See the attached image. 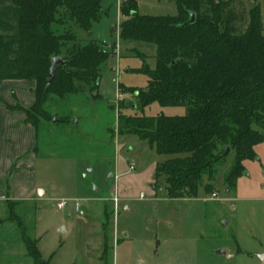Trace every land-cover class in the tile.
<instances>
[{"label":"rangeland","instance_id":"1","mask_svg":"<svg viewBox=\"0 0 264 264\" xmlns=\"http://www.w3.org/2000/svg\"><path fill=\"white\" fill-rule=\"evenodd\" d=\"M230 2L240 14L241 30L249 24L252 4L260 5L264 21V0ZM121 3L103 0L106 13L92 35L73 29L81 43L95 39L110 57L101 65L95 95L89 90L51 95L44 104L48 117L41 120L45 129L34 174L31 182L22 179L35 184L36 195L0 205V264H34L24 234L37 241L49 264H264V141L255 146V158L244 160L234 188L226 183L236 159L231 150L217 168L212 193L201 186L195 197H170L155 171L175 155L158 153L136 134L119 133L120 106L137 115L187 112L185 106L158 101L137 106L131 87L146 89L143 69L156 66V45L120 37ZM138 11L177 14L178 5L138 0ZM63 200L68 204L60 209Z\"/></svg>","mask_w":264,"mask_h":264},{"label":"trees","instance_id":"2","mask_svg":"<svg viewBox=\"0 0 264 264\" xmlns=\"http://www.w3.org/2000/svg\"><path fill=\"white\" fill-rule=\"evenodd\" d=\"M177 14L151 15L138 11V0H122L120 37L156 45V66L144 67L146 89L134 90L137 106L154 101L163 106H185L186 114L137 115L119 108L120 134L132 133L155 144L160 154L175 155L156 166L170 197H195L199 188L215 189L217 168L236 153L226 176L234 188L244 171V160L256 156L264 141V21L258 4L250 8L245 30L230 0H174ZM103 0H0V80L36 81L32 106L21 109L34 126L48 117L44 104L51 95L64 97L98 90L101 65L110 52L95 39L83 44L73 30L93 34L106 10ZM196 13V20L182 26ZM139 56L147 57L142 52ZM61 57L49 84L54 57ZM17 202H10L15 204ZM34 264L41 258L37 241L24 234Z\"/></svg>","mask_w":264,"mask_h":264},{"label":"crops","instance_id":"3","mask_svg":"<svg viewBox=\"0 0 264 264\" xmlns=\"http://www.w3.org/2000/svg\"><path fill=\"white\" fill-rule=\"evenodd\" d=\"M35 88L32 79L0 80V205L28 202L36 195L35 184L24 185L22 179L28 177L31 182L45 123L34 126L26 121L25 111L9 107L32 106ZM102 215L104 219V203Z\"/></svg>","mask_w":264,"mask_h":264},{"label":"water","instance_id":"4","mask_svg":"<svg viewBox=\"0 0 264 264\" xmlns=\"http://www.w3.org/2000/svg\"><path fill=\"white\" fill-rule=\"evenodd\" d=\"M189 14H190V18L185 23H183L182 26H186V25H188L190 23L195 22V20H196V13L195 12H189ZM59 64L65 65L66 64V61H64L61 57H58V56L57 57H54L53 58V64H52V66L50 68V75H49L50 76V79L48 81L49 84L54 79L55 71H56V68H57V66ZM96 93H97V91H94V94H96ZM58 121H59L58 118H55L54 119V122H58ZM229 151H231V147L228 146L226 153L229 152ZM220 252L221 253H224L225 250L222 249V250H220ZM261 258L264 260V255H261Z\"/></svg>","mask_w":264,"mask_h":264},{"label":"built area","instance_id":"5","mask_svg":"<svg viewBox=\"0 0 264 264\" xmlns=\"http://www.w3.org/2000/svg\"><path fill=\"white\" fill-rule=\"evenodd\" d=\"M133 166L134 165H131V168H133ZM116 202H118V197H115V199H114ZM68 204V201L67 200H63V201H61V202H59L58 203V207L60 208V209H63V208H65L66 207V205ZM75 205H76V209H78L79 207H80V202H79V200H77L76 202H75Z\"/></svg>","mask_w":264,"mask_h":264}]
</instances>
